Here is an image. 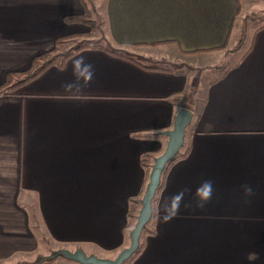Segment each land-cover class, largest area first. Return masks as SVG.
<instances>
[{
  "label": "crops",
  "instance_id": "obj_1",
  "mask_svg": "<svg viewBox=\"0 0 264 264\" xmlns=\"http://www.w3.org/2000/svg\"><path fill=\"white\" fill-rule=\"evenodd\" d=\"M101 3L105 46H84L0 94V260L39 247L31 205L53 249L113 258L129 242V198L145 180L141 159L163 151L161 132L186 107L189 150L166 169L151 204L154 233L139 239L128 264H264V19L242 58L196 98L186 63L235 48L244 29L240 0ZM83 13L79 0H0V85L55 39H89L87 25L63 21ZM80 56L95 75L77 96L62 85L74 79ZM204 180L214 193L201 208L193 193ZM182 189L190 192L179 213L165 221V201Z\"/></svg>",
  "mask_w": 264,
  "mask_h": 264
},
{
  "label": "rangeland",
  "instance_id": "obj_2",
  "mask_svg": "<svg viewBox=\"0 0 264 264\" xmlns=\"http://www.w3.org/2000/svg\"><path fill=\"white\" fill-rule=\"evenodd\" d=\"M85 2L88 5H91L90 14L91 18L93 17V19L90 20L91 23L88 26L91 30V36L89 37V39L78 40L76 38L77 36L74 35L73 37L66 40V42H64L60 46L58 51L61 52L76 43H96L99 46H105L106 41L99 34L103 22L102 15L98 14L100 13V9L102 6L101 0H85ZM240 4L243 5V7L241 8V12H243V15H245L243 22L244 29L242 30L241 28L240 34L238 33L239 29H235V33H238V38L236 39V41H233L236 45L235 48L227 49L224 53H222L221 56L214 58L213 60L200 61L196 58L191 59L189 63H186L187 69H192L195 71L193 72V77L190 74L189 76L190 78L192 77L194 82H196V98H199L201 96V94L205 90L206 85H209L214 81L215 78L219 77L220 73H223L226 68L231 66V64H233L246 50L250 41V36L254 33L253 30L264 19V0H240ZM88 17L90 18V15ZM210 55L215 56L216 54L212 53ZM27 209L30 212V218L32 221L31 223H33V228L38 236L39 247L34 252L18 253L7 259L0 260V264H15L18 261H32L38 254L44 256L55 250L53 249L55 247L51 244L48 235L44 232L39 216L35 214L36 212L33 205L27 206ZM53 259L54 263L67 261L62 256H57Z\"/></svg>",
  "mask_w": 264,
  "mask_h": 264
},
{
  "label": "trees",
  "instance_id": "obj_3",
  "mask_svg": "<svg viewBox=\"0 0 264 264\" xmlns=\"http://www.w3.org/2000/svg\"><path fill=\"white\" fill-rule=\"evenodd\" d=\"M79 2H80V4L82 5V7L84 9V13L82 15H66V16L63 17V21L65 23H68V24L69 23H81V24H85V25L89 26L91 21H90V19L88 17V12H87V7L85 5V2H84V0H79ZM73 36L74 35L65 36V37H59V38L55 39L53 46L49 50L44 51L43 53L35 56L32 59L30 67L28 69H26L24 71H21V72H18V73H7L5 75V79H4L3 83L0 85V93L1 94H10V93H12V90L14 88H17L21 84L26 83L27 81H29L32 78H34L45 67H47V66H49L51 64H58V65L61 64L69 56H71L74 52H76L77 50L83 48L84 46H97L98 45L96 43L95 44L76 43V44L66 48L65 50H63L61 52L58 51L60 46L64 42H66V40H68L69 38H71ZM115 51L117 53H119V54H124L123 51H117V50H115ZM128 56H130V55H128ZM241 58H242V56L239 57L238 61ZM195 89H196V82H194V80H192L190 82V90L192 92H194ZM188 150H189V144L186 141H183V144L179 148V151L177 152V154L170 161H168L166 163L165 168H164L163 173H162L161 178H160L159 186H158L157 190L154 193V196L152 198L151 204L156 201V194H157V192L159 191V189L162 186V180H163V176H164V173H165L166 169L174 161L184 157L187 154ZM154 157H155L154 154L147 153L141 159V164H142V167H143V169L145 171V180L143 182V186L141 188V191L137 195L132 196V197L129 198L130 208L127 211V216L129 218L128 222L126 224V228H128L127 229V233L129 232L130 228L133 226V224L135 222L136 215H137L138 209L140 207V198L142 196V193H143V190H144V187H145V184H146V180L148 179V172H149V169H150V166H151V163H152ZM153 233H154V226H153L152 218L150 217L148 222L144 225V227H143V229L141 231L139 239L142 240L145 236L152 235ZM141 246H142V242H139V246H138L137 250L126 261H124L122 264H128L133 259V257L139 252ZM41 256L42 255L38 254L35 257V259L32 260V261H18L15 264H35V261L37 259H39ZM53 261H54V259H45V260L40 261L38 264H54ZM68 262H71V261H68Z\"/></svg>",
  "mask_w": 264,
  "mask_h": 264
},
{
  "label": "water",
  "instance_id": "obj_4",
  "mask_svg": "<svg viewBox=\"0 0 264 264\" xmlns=\"http://www.w3.org/2000/svg\"><path fill=\"white\" fill-rule=\"evenodd\" d=\"M192 111L186 107L179 108L172 121V128L161 132L167 137L163 151L153 158L151 163L148 179L145 184L142 196L140 198V207L136 215L135 222L129 230L128 245L118 251L113 258L99 257L93 254H85L81 249L76 248L68 250L65 248H57L47 255H44L35 261L38 264L45 259H53L62 256L68 261L77 264H122L126 261L138 248L139 238L144 225L148 222L152 212V198L157 190L160 178L165 165L179 151L184 141L185 128L190 123Z\"/></svg>",
  "mask_w": 264,
  "mask_h": 264
},
{
  "label": "clouds",
  "instance_id": "obj_5",
  "mask_svg": "<svg viewBox=\"0 0 264 264\" xmlns=\"http://www.w3.org/2000/svg\"><path fill=\"white\" fill-rule=\"evenodd\" d=\"M73 64V76L74 79L65 82L62 87L69 92V94L82 96L84 94V88L90 84L94 78L95 70L94 66L86 61L83 56L77 57L72 61ZM244 195L251 197L254 195L253 188L250 185H242ZM190 192V189H182L176 194L172 195L165 201L163 207L165 210L164 220L168 221L176 216L181 208V204L185 200L186 194ZM214 193V186L211 180H204L196 188L193 196L196 200L197 207H204L209 201H211ZM247 202V201H246ZM250 255L256 257V253Z\"/></svg>",
  "mask_w": 264,
  "mask_h": 264
}]
</instances>
